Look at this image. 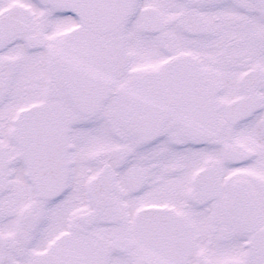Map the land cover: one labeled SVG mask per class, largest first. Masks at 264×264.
Returning a JSON list of instances; mask_svg holds the SVG:
<instances>
[{"label":"snow or ice","instance_id":"1","mask_svg":"<svg viewBox=\"0 0 264 264\" xmlns=\"http://www.w3.org/2000/svg\"><path fill=\"white\" fill-rule=\"evenodd\" d=\"M0 264H264V0H0Z\"/></svg>","mask_w":264,"mask_h":264}]
</instances>
